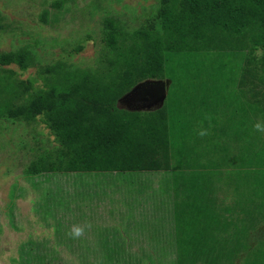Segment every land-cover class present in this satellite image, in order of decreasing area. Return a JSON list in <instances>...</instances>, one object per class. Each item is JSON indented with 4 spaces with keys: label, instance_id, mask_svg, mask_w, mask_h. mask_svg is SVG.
I'll return each instance as SVG.
<instances>
[{
    "label": "trees",
    "instance_id": "trees-1",
    "mask_svg": "<svg viewBox=\"0 0 264 264\" xmlns=\"http://www.w3.org/2000/svg\"><path fill=\"white\" fill-rule=\"evenodd\" d=\"M152 18L132 31L105 18L107 53L95 68L57 60L17 79L4 66L26 70L33 53H0V115L38 120L56 142L24 172L69 181L72 173L167 171L166 188H183L162 208L175 264H264V133L253 130L264 122V0H158ZM146 79L168 80L162 105L119 107ZM200 121L211 133L203 139L194 132ZM36 249L22 244L21 264H43Z\"/></svg>",
    "mask_w": 264,
    "mask_h": 264
},
{
    "label": "rangeland",
    "instance_id": "rangeland-1",
    "mask_svg": "<svg viewBox=\"0 0 264 264\" xmlns=\"http://www.w3.org/2000/svg\"><path fill=\"white\" fill-rule=\"evenodd\" d=\"M53 1L0 0V53L27 47L35 58L26 70L4 66L13 78L26 79L38 66L57 60L95 68L107 53L104 19L114 18L132 31L153 20L158 5V0H65L57 8ZM167 87L165 79L143 80L118 105L155 110ZM55 145L38 120L26 123L0 115V264H21L20 246L29 242L43 264H175L162 208L175 204L183 188H166L172 183L170 173H72L67 181L24 172L32 159ZM218 196L230 201V188L220 185ZM87 223L92 227L82 238L67 235L71 225ZM258 235L264 236V225ZM108 250L115 252L109 255Z\"/></svg>",
    "mask_w": 264,
    "mask_h": 264
},
{
    "label": "clouds",
    "instance_id": "clouds-1",
    "mask_svg": "<svg viewBox=\"0 0 264 264\" xmlns=\"http://www.w3.org/2000/svg\"><path fill=\"white\" fill-rule=\"evenodd\" d=\"M205 120L211 121L212 117L209 115L204 116ZM253 130L255 132L264 133V122L257 121L253 124ZM195 135L201 139L204 137L209 136L211 133L209 131V128H205L203 126V121H200L197 128L194 129ZM92 225L90 223L79 225V224H73L71 225L69 231L67 232V235L74 240L82 238L86 230H90Z\"/></svg>",
    "mask_w": 264,
    "mask_h": 264
}]
</instances>
